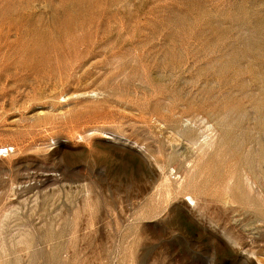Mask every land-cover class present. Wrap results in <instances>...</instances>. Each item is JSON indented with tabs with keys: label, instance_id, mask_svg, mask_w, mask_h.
I'll return each instance as SVG.
<instances>
[{
	"label": "rangeland",
	"instance_id": "obj_1",
	"mask_svg": "<svg viewBox=\"0 0 264 264\" xmlns=\"http://www.w3.org/2000/svg\"><path fill=\"white\" fill-rule=\"evenodd\" d=\"M0 146V264H264V0H0Z\"/></svg>",
	"mask_w": 264,
	"mask_h": 264
},
{
	"label": "bare ground",
	"instance_id": "obj_2",
	"mask_svg": "<svg viewBox=\"0 0 264 264\" xmlns=\"http://www.w3.org/2000/svg\"><path fill=\"white\" fill-rule=\"evenodd\" d=\"M209 120H210V119H209ZM204 125H205V124H204ZM213 125H214V124H213ZM215 126H216V125H215ZM197 127H198V126H197ZM192 128H193V127H192ZM205 128L207 129V125H206ZM215 128H216V127H215ZM209 129H210V126H209ZM211 129H212V128H211ZM180 130H181V129H180ZM201 130H204V129H201ZM205 131H206V130H205ZM211 131H212V130H210V132H211ZM180 132H181V131H180ZM190 132H191V131H190ZM213 132H214V131H213ZM183 133H184V132H183ZM204 133H205V132H204ZM206 134H208L207 131H206ZM211 134H214V133H211ZM188 135H189V134H188ZM204 135H205V134H204ZM181 136H182V134H181ZM206 136H207V135H206ZM202 138H203V137H202ZM207 138H208V136H207ZM211 138H212V137H211ZM213 138H216V137H213ZM213 138H212V139H213ZM208 139H210V137H209ZM212 139H211V141H212ZM206 140H207V139H206ZM216 140H217V139H216ZM216 142H217V141H216ZM212 144H215V143L212 142ZM209 145H210V144H209ZM217 145H218V144H217ZM215 146H216V144H215ZM0 148L5 149L4 146H3V147L0 146ZM210 148H211V147H209V149H210ZM212 148H213V146H212ZM248 152H249V151H248ZM201 154H202V153H201ZM236 156H237V155H236ZM237 157H238V156H237ZM244 158H245V157H244ZM190 161H191V160H190ZM251 162H252V161H251ZM256 162H257V160H256ZM190 164H192V163H189L188 166H190ZM193 164H194V163H193ZM183 165H184V164H183ZM185 165H186V164H185ZM243 165H244V164H243ZM195 166H196V164H195ZM251 166H252V165H251ZM184 167H185V166H184ZM243 167H245V166H243ZM255 167H257V166H255ZM193 168H194V167H193ZM193 168H192V169H193ZM244 169H245V168H244ZM250 169H251V168H250ZM186 170H187V169H186ZM186 170H185V172H186ZM245 170H246V169H245ZM255 170H256V168H255ZM183 171H184V170H183ZM180 173H182V172H180ZM189 173H190V172H189ZM254 173H255V171H254ZM186 174H187V173H185V175H186ZM251 174H253V170H252V173H251ZM180 175H181V174H180ZM183 176H184V175H183ZM183 176H182V179L184 178ZM255 176H256V174H255ZM259 176H260V175H259ZM261 176H263V175H261ZM251 177H252V176H251ZM260 178H261V177H260ZM259 180H260V179H259ZM180 181H181V179H180ZM255 182H256V180H255ZM258 182H259V181H258ZM259 183H260V182H259ZM262 183H263V182H262ZM262 183H261V184H262ZM179 184H180V183H179ZM261 186H262V188H263V185H261ZM263 189H264V188H263ZM263 189H262V190H263ZM262 193H263V192H262Z\"/></svg>",
	"mask_w": 264,
	"mask_h": 264
},
{
	"label": "built area",
	"instance_id": "obj_3",
	"mask_svg": "<svg viewBox=\"0 0 264 264\" xmlns=\"http://www.w3.org/2000/svg\"><path fill=\"white\" fill-rule=\"evenodd\" d=\"M1 151H2L1 154H5V155L8 154L9 152L8 149H1Z\"/></svg>",
	"mask_w": 264,
	"mask_h": 264
}]
</instances>
